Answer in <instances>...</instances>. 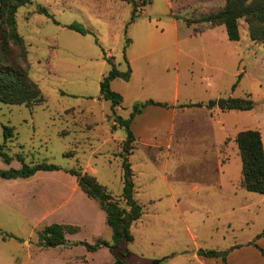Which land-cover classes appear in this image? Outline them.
I'll return each mask as SVG.
<instances>
[{
  "label": "rangeland",
  "instance_id": "1",
  "mask_svg": "<svg viewBox=\"0 0 264 264\" xmlns=\"http://www.w3.org/2000/svg\"><path fill=\"white\" fill-rule=\"evenodd\" d=\"M44 1L32 0L20 6L16 21L27 46L28 75L45 100L32 107L0 103V145L3 143L2 125L12 126L16 134L7 142L6 152L14 157L21 155L27 164L51 163L82 170L84 166L96 167L98 179L106 182L112 197L126 207L121 195H117L121 190L118 154L125 131L118 124L111 125L112 119L115 115L127 118L137 101L152 99L174 104L176 113L171 127L168 117L162 119L150 111L137 120V125L133 124L135 132L144 128L141 134L145 141L155 140L160 144L169 135L172 141L171 146L158 145L160 148L152 144L147 148L139 142L133 156L137 183L141 185L136 198L144 213L131 227L133 241L125 247L128 263L202 264L195 258L197 248L226 250L235 243L254 240L264 227V194L247 191L242 186L240 156L238 153L235 157L230 146L224 147L222 154L233 157L230 178L219 180L216 173L207 185L203 184L202 171L206 170L209 175L210 160L214 157V148L209 144L219 138L221 132L204 115L202 108H183L188 102L214 100L217 105L219 100L226 103L228 97L249 95L253 108L226 111L224 124L229 134L257 129L264 140V45L251 42L245 34L243 20L240 21L243 27L238 55L224 60L221 71L210 74L207 70L209 79L202 80L200 65L187 60L182 53L178 54V61L164 59L165 50L136 58L138 47L148 44L147 38L140 34L145 31L149 34L154 26L156 31L166 30L165 23L171 22L170 11L183 20H198L203 13L220 9L224 1L215 4L202 3V0H150V3L136 0L140 14L126 30L132 10L127 2L79 0L80 7L88 2L91 8L95 7L94 11L103 9L112 14L108 22L98 18L87 21L81 12L65 7L56 9L51 18L36 12L26 18L38 5L44 6ZM183 20L177 21L175 46L200 50L202 37L188 35H192L193 28L200 29L202 21L189 24ZM74 21L91 25V33L80 35L63 27ZM126 38L134 39L132 74L129 81L113 80L112 89L119 92L123 100L112 107L111 101L99 98V81L111 68L103 57L111 52L114 60L108 57L116 68L125 70L122 53ZM210 43L211 39L205 40V45ZM193 54L202 59L201 52ZM206 60L216 64L213 55H208ZM230 140H226L227 145ZM136 143L135 138L132 152ZM202 143L208 145L202 146ZM202 157L207 160L206 166L202 165ZM14 164L19 167L21 163L15 159ZM87 208L86 205L83 210L88 212ZM45 225V222L34 224L24 218L16 206L12 208L0 202V264H112L114 261L104 250L87 254L83 246H39L36 232ZM103 236H111L109 227ZM103 236L100 238L104 239ZM75 237L74 233L66 234L68 241L73 242L70 239ZM78 237L90 243L96 239L88 229ZM259 245L264 248V241ZM162 259L165 261L160 263ZM244 260L236 263L232 258V264H252L248 258Z\"/></svg>",
  "mask_w": 264,
  "mask_h": 264
},
{
  "label": "trees",
  "instance_id": "2",
  "mask_svg": "<svg viewBox=\"0 0 264 264\" xmlns=\"http://www.w3.org/2000/svg\"><path fill=\"white\" fill-rule=\"evenodd\" d=\"M31 0H0V103L25 105L32 107L44 102V96L38 85L29 77L28 51L24 38L17 30L16 12L17 9L29 3ZM131 3L132 10L127 24L138 18V5L136 0H126ZM144 1V0H141ZM38 12L45 16L52 17L45 8H39ZM187 23L194 22V19H184ZM199 21L207 22L211 26L223 24L227 38L230 41L240 39L239 21L243 20L248 28L249 37L255 43L264 45V0H224L221 9L199 17ZM197 20V21H198ZM70 30L80 34L89 31L81 24L72 22L66 25ZM127 25H125L126 30ZM130 39H125L123 48V59L126 64L125 70H119L106 58L111 68L101 77L99 81V95L104 100L111 101L115 107L122 103V96L111 89L110 83L116 78L128 81L131 75V67L125 56V47ZM105 58V57H104ZM240 77V74L238 75ZM238 77V78H239ZM233 84L232 88L235 87ZM214 100L208 101V106L215 105ZM148 105L167 106L166 103L152 99L143 102H135L128 118L115 115L113 120L124 128L125 139L122 142L118 156L121 159L122 189L121 198L126 207L120 206L106 188L97 181L96 177L84 172L81 168H70L66 171L76 177L81 191L90 199L94 200L98 207L105 214V223L111 230L110 240L96 238L93 243L87 241H68L66 234H73L78 227L70 224L52 223L43 226L36 232L39 246L54 248L58 246L71 247L83 245L88 251H95L100 247H107L114 261L112 264H130L126 259V244L133 241V234L130 230L131 224L139 219L144 213L143 206L135 199V184L133 170L129 161V155L133 149L135 136L130 128L132 119ZM201 106L202 103H195ZM254 106L249 95L246 97H228L222 109L247 111ZM14 128L9 125H2L3 143L0 145V158L5 163L16 159L21 163L19 168L0 169V177L5 179L28 178L39 170H57L59 167L51 163L27 164L21 155L11 156L6 150L7 142L15 137ZM235 143L241 160V184L250 192L264 194V147L261 133L257 129L240 130L235 136ZM264 236V227L256 235V239ZM258 247V246H257ZM260 252L263 251L258 247ZM230 249H198L196 253L205 257H220L224 262ZM173 256L170 255V257ZM165 259L160 260V263Z\"/></svg>",
  "mask_w": 264,
  "mask_h": 264
},
{
  "label": "crops",
  "instance_id": "3",
  "mask_svg": "<svg viewBox=\"0 0 264 264\" xmlns=\"http://www.w3.org/2000/svg\"><path fill=\"white\" fill-rule=\"evenodd\" d=\"M122 2H127V4L131 5L130 2L126 0H121ZM224 0H202V3H217L220 4ZM32 0L27 3L30 4ZM45 4L43 5H38L35 9L31 10L30 12L27 13V17L30 16V14L33 13H40L38 12L39 8H45L47 11L48 9L50 10L51 16L56 14V9L57 11L60 9L69 8L71 10H76L79 11L83 14L84 17H86L87 21H90L94 18H98L101 22L104 21H110L112 18V14H110L107 11H104L103 13H99L101 10H96L94 11V8H91V3L84 2L82 7H80L79 0H45ZM150 3V0L149 2ZM24 4V5H27ZM22 5V6H24ZM222 7H220L221 9ZM19 9V8H18ZM17 9V10H18ZM55 9V10H54ZM132 9V5H131ZM219 10V9H218ZM217 10V11H218ZM143 12V10H141ZM216 12V11H215ZM41 14V13H40ZM131 14V13H130ZM171 15V22H166V26L168 27L166 30L161 28L159 31H156L155 29L157 27H153L155 29H152L149 31L142 32L140 35H144V38H147L148 44L145 45H140L137 49L136 53V58H142L145 57L149 54H152L154 52L158 51H164L165 56H163L164 59H172V61L178 59V54L182 53L183 57L186 58L187 60L191 61L194 60L195 62L200 65L202 68V73L200 76V79L202 80H208V76L206 75L207 70H209V73H213L216 71H221L223 69L222 67V62L226 60L227 58L233 59V55H238L240 46H241V27L242 24L239 21V33H240V39L238 41H230L227 38L226 35V30L223 24L216 25V26H211L207 22H202V27L200 29H197L196 27L192 29V35L189 33L188 36H193V37H202V46L199 47L200 50L191 48V49H183L182 47L175 46L176 43H178V27H177V21L180 19L183 20V18H179L177 16H174L175 14L173 11H170ZM203 15H206V13H203ZM92 16V17H90ZM130 18V16H129ZM129 18L127 21H129ZM137 19V18H136ZM135 19V20H136ZM199 19V18H198ZM134 20V21H135ZM133 21V22H134ZM184 21V20H183ZM75 22V21H74ZM132 22V23H133ZM195 23H198L197 19L194 21ZM244 22V21H243ZM72 23V22H71ZM81 25H83L89 32L86 34H80L74 30V32L80 34V35H87L91 33V25L87 26L83 21L77 22ZM90 23V22H89ZM128 23V22H127ZM126 25L128 26L129 23ZM187 23V22H186ZM193 22L189 23L192 24ZM60 23L58 22V25ZM69 24V23H68ZM85 24V25H84ZM244 27L246 29V35L249 37L248 33V28L246 23L244 22ZM67 24H64V28L66 27ZM67 28V27H66ZM127 28V27H126ZM151 29V28H150ZM144 31V30H142ZM197 31V32H196ZM196 32V33H194ZM144 33V34H143ZM148 34V35H147ZM245 35V37H246ZM23 37V36H22ZM24 38V37H23ZM247 38V37H246ZM130 42L129 44L125 47V56L126 59L130 63H132L133 60V43L134 39L129 38ZM206 39H211V43L209 45H205V40ZM250 39V37H249ZM25 40V39H24ZM97 45H101L99 42L98 38H95ZM251 40V39H250ZM251 42L255 43L254 41L251 40ZM259 44V43H256ZM99 45V46H100ZM263 45V44H262ZM195 51L201 52L202 53V59H197L196 56L193 54ZM110 55L107 53L104 54V57L109 59L110 57L113 58L114 56L112 55L111 52H109ZM123 55V53H122ZM208 55H213L215 58L216 64H211L209 63L208 60H206V57ZM103 57V58H104ZM104 58V59H105ZM111 61V60H110ZM178 61V60H177ZM113 63V61H111ZM114 64V63H113ZM120 70V69H119ZM131 74H132V69H131ZM104 75V74H103ZM102 75V76H103ZM101 76V77H102ZM131 78V75H130ZM129 78V80H130ZM101 80V79H100ZM115 80V79H114ZM128 80V81H129ZM113 80L110 83L111 89L112 87ZM113 90V89H112ZM115 91V90H114ZM119 93V92H118ZM120 94V93H119ZM122 96V95H121ZM100 98V96H99ZM123 99V96H122ZM155 101V100H154ZM210 101V100H208ZM206 102H200L202 103L201 106H195V102H188L187 104L184 105L183 108H190V107H200L203 110L204 115L212 122V125H214L218 130L221 132V136H218L216 140H213L209 145L214 148V157L210 160L211 162V172L209 175H207V171L204 170L202 171V181L204 185H207V181H211V179H214L215 175L217 173V179H223L227 178L229 179V170H230V164L232 163V156L228 154L227 156H222L223 154V149L224 147L230 146L232 148V151L235 153V157L238 155V148L235 143V136L239 131L234 132L235 134H229L228 133V128L224 124V119L223 116L226 111L230 110H222L219 106L215 104V106H208ZM139 102V101H137ZM160 102V101H158ZM135 103V102H134ZM133 103V104H134ZM166 103V102H162ZM194 103V104H193ZM167 104V103H166ZM175 106L174 104H167V106H160V105H148L143 108L141 113L137 114L131 121L130 128L136 138V148H134V151L130 154L129 156V161L133 170V180L135 184V199L137 200V194L140 191L139 188L141 185H138L137 183V175L135 174L134 170V165L132 163L133 156L137 150L139 142L142 144H145L147 148L151 147L152 145H155L156 148L161 147H169L171 146L170 143L172 141L171 135L167 137V139H164L165 142H161L160 144L158 142L150 141V140H144L142 137V131L144 128H139L137 132L134 131L133 129V124L138 123L137 120L141 119V116H145L147 112H155L157 115H160V117L163 118H169V123L170 127L172 126L174 120H175ZM130 114V112H129ZM129 117V115H128ZM127 117V118H128ZM123 118V117H122ZM167 118V119H168ZM113 120V119H112ZM118 124L114 120L112 121L111 125ZM119 127V124L117 125ZM141 130V132L139 131ZM170 131V130H169ZM169 133V132H168ZM261 133V132H260ZM230 138V145L226 144V140ZM261 138L263 142V147H264V140H263V135L261 133ZM144 140V141H143ZM165 144V145H164ZM160 145V146H158ZM207 144L202 143V146H206ZM75 152V150H74ZM73 156V154H72ZM224 157V159H223ZM15 159H13L10 163H5L1 158H0V169H9V168H19L16 167L14 164ZM205 161V163H204ZM207 160H205L202 157V165L206 166ZM202 166V168H203ZM59 169L57 170H39L35 172L32 176L28 178H10V179H5L0 177V202L5 204L6 206H10L14 208L15 206L19 209V212L22 214L24 218H27L30 221H33L34 224H38L40 222H45L47 225L52 224V223H62V224H70L78 227V231L74 233L77 237L71 238L70 240L74 241H87L85 238H79L78 234L81 233L84 229H88L91 237L93 239L96 237L103 236L104 232L107 230V225L105 223V214L104 212L98 207L96 202L90 198H88L79 188L76 177L74 175H71L68 173L66 170L70 169L72 167H62L58 166ZM90 169V170H89ZM216 172H215V171ZM83 171L93 175L96 177L97 181L101 183L106 190L109 192V188H107L106 182H101L98 179V173L99 170L96 167H83ZM209 177V178H208ZM40 184V185H38ZM119 184H120V189H122V169L120 171V177H119ZM40 186V187H39ZM203 190L205 189L202 188ZM110 193V192H109ZM112 196L113 194L110 193ZM121 194V190L117 195ZM138 201V200H137ZM86 205L89 208V211L87 212L86 210H83ZM87 208V209H88ZM86 209V208H85ZM140 219V218H139ZM138 220V219H137ZM136 220V221H137ZM135 222V221H134ZM133 222V223H134ZM131 224V227L133 225ZM35 226V225H34ZM130 227V230H131ZM264 237V236H262ZM258 238L254 240H248L244 243H235L234 245L230 246V249L226 255V261L224 262L220 257H205V256H200L196 253L198 249L202 248H197L195 249V258L201 262L202 264H232V258L236 263H238L239 260L245 261L244 259L250 260L249 263L251 262L252 264H264V248L263 246L259 245V242L262 243L264 241V238ZM106 240H110V237H104ZM262 239V241H259ZM89 242V241H87ZM90 243V242H89ZM91 243H93L91 241ZM77 246H83V245H75L73 247ZM260 247L263 251V254L260 252L259 248ZM83 248H85L83 246ZM99 250H104L106 254H112L108 250L107 247H100ZM85 251L87 254L94 253L95 251H88L85 248ZM59 255V254H55ZM85 258H82L84 260ZM85 261V260H84Z\"/></svg>",
  "mask_w": 264,
  "mask_h": 264
},
{
  "label": "water",
  "instance_id": "4",
  "mask_svg": "<svg viewBox=\"0 0 264 264\" xmlns=\"http://www.w3.org/2000/svg\"><path fill=\"white\" fill-rule=\"evenodd\" d=\"M224 103H225V100H219L217 106L220 107V106H221L222 104H224Z\"/></svg>",
  "mask_w": 264,
  "mask_h": 264
}]
</instances>
